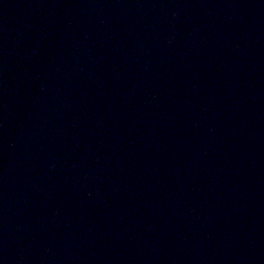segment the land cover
<instances>
[{"label":"water","instance_id":"1","mask_svg":"<svg viewBox=\"0 0 264 264\" xmlns=\"http://www.w3.org/2000/svg\"><path fill=\"white\" fill-rule=\"evenodd\" d=\"M0 264H264V0H0Z\"/></svg>","mask_w":264,"mask_h":264}]
</instances>
